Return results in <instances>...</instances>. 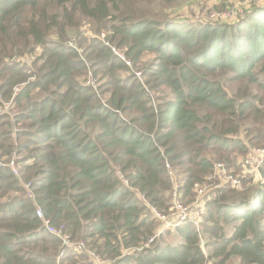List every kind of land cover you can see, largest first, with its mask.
<instances>
[{
	"label": "trees",
	"instance_id": "16d2710c",
	"mask_svg": "<svg viewBox=\"0 0 264 264\" xmlns=\"http://www.w3.org/2000/svg\"><path fill=\"white\" fill-rule=\"evenodd\" d=\"M140 1L0 0V106L23 84L14 139L0 116V157L16 151L22 181L0 166V264H92L85 249L104 264H264V162L256 185L241 165L247 141L264 146V8L210 24L152 19ZM104 32L141 66L142 83ZM73 36L82 55L65 45ZM14 55L35 59L16 65ZM87 64L97 91L84 85ZM214 160L244 190L216 188L197 228L184 223L145 247L159 223L140 199L168 211L165 164L188 204ZM37 210L84 251L58 259L61 242Z\"/></svg>",
	"mask_w": 264,
	"mask_h": 264
},
{
	"label": "built area",
	"instance_id": "2783aa9c",
	"mask_svg": "<svg viewBox=\"0 0 264 264\" xmlns=\"http://www.w3.org/2000/svg\"><path fill=\"white\" fill-rule=\"evenodd\" d=\"M83 34V33H82ZM74 37V36H73ZM106 38V32L100 34V40L101 42L110 48L111 52L116 56L127 68L131 69L134 76L142 83L141 75L142 71L141 69H134L132 63L130 60L126 57V55L117 50L114 47H111L108 42L105 40ZM76 39V38H75ZM75 39L69 38L66 42L67 47H71L77 51L79 55H82L83 49L78 48L75 45ZM35 59V56L29 55L26 58H22L19 56H13L9 61L16 65H29L30 62H33ZM88 69L89 64H87ZM91 70H88V74L84 77V85L86 87H91L94 91H97L98 87V80L97 78H94L92 76ZM23 85V84H22ZM22 85H17L13 88L12 97L6 101L1 102L0 106V116L8 117L11 121V137L14 139L15 135L18 132L17 126H13L15 124V113H9V110L12 109L13 105V98L16 96V94L19 92V89ZM1 100V95H0ZM245 146L247 148V156L243 157L241 159V165L244 168L245 172L248 173L252 178H257L258 182H261L260 177V168L264 162V146L263 147H251L248 144L245 143ZM0 166L4 168H8L11 170L14 176H16L19 179V170L17 169L15 163L13 160L8 161L6 158H2L0 162ZM165 167L174 180L172 190L170 194H168V198L170 200V206H169V213L167 215L162 216L158 210L154 209L153 207H150L143 198L140 199L143 201L144 205L148 208L150 211V214L152 217L159 223L158 229L156 230L153 237H150L145 247H148L158 236L162 235L163 233H166L167 231L174 229L184 223H190L195 228L198 227V217H200L201 212L203 210V207L205 203L213 199L215 196V189L221 187L223 183L229 184L232 187L238 189L242 186V179L235 176L230 170H226V165L222 162L214 163L213 164V170L212 174L207 178L205 186L201 189H199L196 193V200L187 204H182L181 201V195H180V186L182 182V176L180 174H176L172 171V168L169 164H165ZM218 178L217 182H215V179ZM122 178V177H121ZM23 184H26L25 186ZM214 184V188L212 190L207 189V185ZM24 190H27L25 197L29 200H34L33 194L28 190L29 189V183H22ZM207 191V192H206ZM204 200V201H202ZM37 217L42 221L43 229L50 234L51 236L55 237L58 241L61 242V251L59 254V258H62L67 251L72 250L75 252H83L84 248L81 245L73 244L69 241V236H66L65 234H61V230H56L49 226L48 221L43 217L41 210L36 211ZM83 250V251H82ZM85 251H88L85 249ZM90 255L93 256V259H90ZM89 262L92 264H104L102 260H100L97 256L95 257L92 253L89 255Z\"/></svg>",
	"mask_w": 264,
	"mask_h": 264
},
{
	"label": "rangeland",
	"instance_id": "374dc122",
	"mask_svg": "<svg viewBox=\"0 0 264 264\" xmlns=\"http://www.w3.org/2000/svg\"><path fill=\"white\" fill-rule=\"evenodd\" d=\"M264 8V0H178L174 4H166L164 0H143L140 1L138 4V9L140 12H144L145 15L152 19H166V20H190V21H205L210 22V24H232L239 20L240 18H243L245 15H248L252 9L254 8ZM84 27L88 28L89 25L85 22L83 23ZM83 35L85 34V29L81 31ZM53 37V36H52ZM75 39V37H71ZM51 39V38H50ZM76 40V39H75ZM39 53V52H38ZM17 56V55H14ZM26 58V57H25ZM32 62H30V66ZM134 69H141V66H138ZM264 76H261L262 79ZM264 79V78H263ZM9 113H15L14 110H9ZM9 120V118L7 117ZM10 121V120H9ZM244 138V136H242ZM245 139V138H244ZM247 141V140H246ZM249 146L255 147L252 145V143L246 142ZM255 142H253L254 144ZM262 145V144H260ZM260 147V146H258ZM248 152V151H247ZM248 154V153H247ZM245 155V157L247 156ZM1 156V155H0ZM4 156L0 157V162ZM239 156H235V158H238ZM8 161L13 160L17 169H20V164L18 163V155L15 150L12 151V154L4 157ZM242 158V157H240ZM214 163H218L216 160L213 161ZM223 163V162H222ZM235 168V167H234ZM228 171V168H226ZM250 177V183L249 185H256L258 182L257 178ZM219 177L215 179L216 183ZM19 183L22 182L20 180V173H19ZM27 183V182H25ZM24 186L26 184H23ZM248 185V186H249ZM204 185H197L196 186V193L199 189L203 188ZM228 186L232 189H238V187L234 188L229 184L223 183L221 187ZM247 186V187H248ZM208 190H212L215 186L214 184H209L206 186ZM240 190H244L243 188L238 189V192H241ZM207 192V191H206ZM11 197H15L11 194ZM197 196L195 194L194 201L196 200ZM204 201V200H202ZM184 205V203H182ZM170 205V200H169ZM188 205V204H187ZM161 214L167 215L170 211L168 209L167 212L159 211ZM201 217V216H200ZM200 217H198V221H200ZM176 238L172 236V242H174ZM83 251V250H82ZM86 253L89 255L92 253L91 251H86ZM207 252L204 250V254ZM95 257L96 255L92 253ZM90 259H93V256L90 255ZM105 263V262H104ZM229 264H240L238 260L234 259Z\"/></svg>",
	"mask_w": 264,
	"mask_h": 264
}]
</instances>
